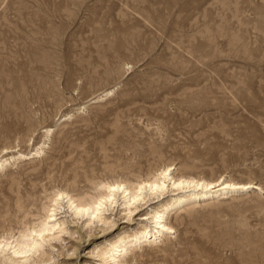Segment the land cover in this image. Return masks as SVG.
I'll return each mask as SVG.
<instances>
[{
	"label": "rangeland",
	"instance_id": "1",
	"mask_svg": "<svg viewBox=\"0 0 264 264\" xmlns=\"http://www.w3.org/2000/svg\"><path fill=\"white\" fill-rule=\"evenodd\" d=\"M44 141L40 157L0 171L2 233L35 221L58 189L94 195L169 163L264 187V0H0V151ZM259 194L179 212L172 240L139 262L264 264ZM138 213L115 212L106 231L69 222L57 264H99L95 244Z\"/></svg>",
	"mask_w": 264,
	"mask_h": 264
},
{
	"label": "bare ground",
	"instance_id": "2",
	"mask_svg": "<svg viewBox=\"0 0 264 264\" xmlns=\"http://www.w3.org/2000/svg\"><path fill=\"white\" fill-rule=\"evenodd\" d=\"M114 90L101 93L97 101L105 100ZM86 106L79 108L85 110ZM71 116L69 114L65 119ZM54 130V127L45 129L48 140ZM37 146L30 153H22L12 147L3 148L0 151V171L21 159L40 157L45 152L46 141ZM152 172L134 181L118 178L99 181L94 195H74L64 189L53 191L49 204L44 205V213L35 221L25 223L17 234L13 230L6 234L0 232V264H57L56 253L52 250L55 248L53 241L63 240L67 233L73 234L68 227L69 222L80 223L88 233L95 227L106 231L115 225L112 219L115 212L119 211L131 221L135 214L145 210L138 213L141 218L134 227L120 232L108 242L96 243L92 250V254L99 258V264H142L138 257L144 255L147 247L166 245L177 233L173 220L179 212L250 191L264 194V187L253 180H235L223 174L217 179L179 175L173 163ZM18 202L21 210L24 205ZM74 251L72 249L73 254Z\"/></svg>",
	"mask_w": 264,
	"mask_h": 264
}]
</instances>
